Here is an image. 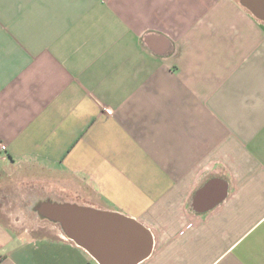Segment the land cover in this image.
Here are the masks:
<instances>
[{
    "label": "crops",
    "instance_id": "1",
    "mask_svg": "<svg viewBox=\"0 0 264 264\" xmlns=\"http://www.w3.org/2000/svg\"><path fill=\"white\" fill-rule=\"evenodd\" d=\"M0 144V264H99L17 229L39 202L133 220L138 264H264V24L237 0H0Z\"/></svg>",
    "mask_w": 264,
    "mask_h": 264
},
{
    "label": "water",
    "instance_id": "2",
    "mask_svg": "<svg viewBox=\"0 0 264 264\" xmlns=\"http://www.w3.org/2000/svg\"><path fill=\"white\" fill-rule=\"evenodd\" d=\"M264 24V0H237ZM49 215L99 264H138L151 252L149 231L117 214L69 205L51 206Z\"/></svg>",
    "mask_w": 264,
    "mask_h": 264
},
{
    "label": "rangeland",
    "instance_id": "3",
    "mask_svg": "<svg viewBox=\"0 0 264 264\" xmlns=\"http://www.w3.org/2000/svg\"><path fill=\"white\" fill-rule=\"evenodd\" d=\"M21 205V202H20ZM34 203L32 208L20 206L18 215L21 217L17 229L27 231L30 237L41 239H57L61 236L60 224L56 221L45 220L48 217L50 205Z\"/></svg>",
    "mask_w": 264,
    "mask_h": 264
},
{
    "label": "built area",
    "instance_id": "4",
    "mask_svg": "<svg viewBox=\"0 0 264 264\" xmlns=\"http://www.w3.org/2000/svg\"><path fill=\"white\" fill-rule=\"evenodd\" d=\"M107 113H108V111H107ZM7 151V148H6V146L5 145H2V144H0V152L1 153H5Z\"/></svg>",
    "mask_w": 264,
    "mask_h": 264
},
{
    "label": "bare ground",
    "instance_id": "5",
    "mask_svg": "<svg viewBox=\"0 0 264 264\" xmlns=\"http://www.w3.org/2000/svg\"><path fill=\"white\" fill-rule=\"evenodd\" d=\"M45 220H49V221H56L53 219V217L51 215L48 214V217L44 218Z\"/></svg>",
    "mask_w": 264,
    "mask_h": 264
}]
</instances>
